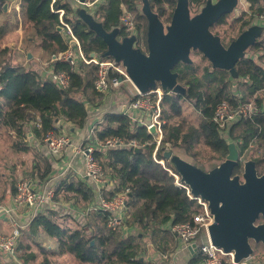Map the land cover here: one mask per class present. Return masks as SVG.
<instances>
[{
  "label": "trees",
  "instance_id": "16d2710c",
  "mask_svg": "<svg viewBox=\"0 0 264 264\" xmlns=\"http://www.w3.org/2000/svg\"><path fill=\"white\" fill-rule=\"evenodd\" d=\"M9 1L0 0V13L5 10L4 6ZM140 1L143 2L105 0L96 18L103 22L107 30L119 27L121 35L124 36L127 32L121 26L122 14L125 10L136 12L140 19V23H137L138 32L143 34L138 37L137 46L141 47L143 44L147 47L148 21L140 11ZM165 1H169L172 8L169 13L171 20L177 0H150L153 7H158L160 16L166 14L163 7ZM206 1L190 0V7H201ZM248 1L250 10H244L236 19L242 24L241 32L252 25L255 17L264 15V0ZM22 7L27 22L39 38V45L51 55L64 51L69 46L65 32L61 29L58 9H64L63 16L72 24L86 54L96 52L103 55L107 50L104 39L80 18L71 0H22ZM224 17L218 22L223 21ZM251 48L256 51L263 50L264 39H259ZM8 51V47L0 48V80L3 83L0 95L5 99L3 104L0 103V126H6L15 132V147L30 149L24 141L28 138L26 126L30 124L34 136L41 141L51 133L60 132L59 120L64 119L76 128L86 126L89 118L86 102L97 105L105 96L94 85L96 64L81 63L78 68H74L67 61L53 62L55 72L65 71L70 77L69 85L60 87L52 76L43 78L37 69L6 59L4 54ZM262 57L264 54L257 57L246 54L237 64L238 77L232 76L229 70L214 68L211 62L202 75L199 74L194 61L180 62L175 70L180 73L179 81L186 87V93H164L161 102L163 138L157 149L158 158H163L165 149L171 147H182L195 154V147L203 140L223 159L228 153V140L223 136L220 124L213 119L216 105L222 101L237 104L256 94V105L251 116L232 124L229 135L236 141L242 156L255 145L263 151L252 158L256 161L258 172L264 173V62L257 60ZM233 78H243L242 96L233 92ZM183 98L192 102L202 113L197 125L187 122L186 118L172 121L174 116L182 112L180 101ZM96 135L97 147L100 146L99 142L102 143L110 137H119L126 143L135 139L139 143V146L133 147L123 145L108 149L99 147L95 150L96 159L102 164L112 182L109 195H127L131 212L126 224L139 230L124 237L120 229L108 226L109 215L105 213L103 227L99 231L89 233L86 226L81 224L77 227L67 225L64 218L68 215L62 216L55 210H48L38 213L32 219L28 225L29 234L36 235L40 228L45 229L50 236L58 239L60 253H71L82 262L144 264L146 260L140 257L143 239L150 236L156 248L166 252L169 242L165 240L177 235L170 227L166 228V225L191 219L198 210V204L188 197L183 187L176 185L175 177L164 165L154 159L157 142L147 126L133 121L127 113L113 111L104 115L98 124ZM44 164L39 170V177L43 180L52 172L51 163L47 161ZM166 165L176 170L168 160ZM242 170L243 165L240 163L234 173H241ZM93 198L94 192L88 182L73 178L71 173H67L55 184L54 199L74 201L82 207ZM263 220L264 216H261L258 222ZM92 240L95 242L92 243ZM260 245L264 249L262 243H253L254 253ZM30 257H34L33 254L25 259ZM262 259L264 263V251ZM0 264L10 263L4 261L0 255Z\"/></svg>",
  "mask_w": 264,
  "mask_h": 264
},
{
  "label": "water",
  "instance_id": "95a60500",
  "mask_svg": "<svg viewBox=\"0 0 264 264\" xmlns=\"http://www.w3.org/2000/svg\"><path fill=\"white\" fill-rule=\"evenodd\" d=\"M238 4L239 0H207L198 13L192 14L190 0H177L166 25L150 0H143L142 12L148 21L146 51L137 46L136 34L120 39L119 27L107 30L86 8H79L77 13L106 42L107 50L103 55L113 57L126 67L140 93L161 86L165 92L185 94L186 87L179 81L180 73L175 67L180 62L192 63V51L203 53L214 68L229 70L232 76L238 77V62L245 57L248 48L261 39L264 25L258 23L250 25L228 45L212 31V27ZM151 132L156 134V128ZM242 157L235 141L228 142L225 160L209 170L172 148L163 152V158L175 166L192 192L209 202L215 215L209 227L212 242L225 251H234L236 261L253 255L254 242L264 245V222H258L264 216V173L258 172L254 159L243 161ZM240 163L243 170L235 174ZM196 245L193 242L189 247L193 249Z\"/></svg>",
  "mask_w": 264,
  "mask_h": 264
},
{
  "label": "built area",
  "instance_id": "2783aa9c",
  "mask_svg": "<svg viewBox=\"0 0 264 264\" xmlns=\"http://www.w3.org/2000/svg\"><path fill=\"white\" fill-rule=\"evenodd\" d=\"M73 3L90 9V12L96 15L101 4L105 0H71ZM216 1V0H214ZM73 5V4H72ZM60 13L61 29L65 32L68 40V48L51 55V61L57 60L67 61L72 64L74 68H78L79 64H96V78L94 81L95 88L108 94L118 89L126 80H132L129 77L126 67L118 62L113 57L104 56L96 52L86 54L83 50L82 44L76 33L74 32L72 24L64 18V9H58ZM264 18V15H262ZM121 26L127 32V35L136 34L138 37L143 34L138 32L137 24L132 14L125 10L121 16ZM138 42V40H137ZM52 78L60 87H67L70 83V77L65 71L52 72ZM134 85V84H133ZM136 93L133 94L129 104L124 110L135 122L147 126L151 132L153 127L156 128L154 134L157 147L153 153L154 159L164 165V167L175 177L176 185L183 187L190 199H193L198 204V210L193 214L192 218L185 222H177L170 224V229L177 234L183 245H189L195 242L200 252L205 256V264H257L251 260V257L241 261L235 260L234 251H225L222 247L215 245L209 234V227L215 221V215L211 211L209 202L201 196L195 195L189 184L182 180L177 170L166 165V159L158 158L157 149L163 138L162 129V99L165 91L161 86L153 89L148 93H140L136 88ZM3 88V83L0 80V90ZM172 92V91H169ZM256 105V94L246 100H242L237 104H232L229 101L219 102L214 110L213 119L220 124L222 128L228 122L234 124L235 122L250 117ZM142 111L147 115L135 114V111ZM134 112V113H133ZM98 121L91 125L89 134L83 143L76 147L79 154L84 155L85 164L88 176L92 177L97 182L107 184L111 180L107 176L102 164L95 157V150L99 147L102 149L114 148L118 146L127 145L129 147L139 146L137 140L133 139L126 143L119 137L107 138L104 142H99V147L96 143L98 138L96 130ZM223 128L221 129V131ZM152 133V132H151ZM50 151L53 154H63L69 144L71 143L70 136L66 132L51 133L45 138ZM55 197V184L37 185L30 177L22 178L17 184V192L15 194V203L18 206H28L31 210L32 217H35L48 203L53 201ZM127 195L125 193L116 194L113 198L100 197L98 201L88 206L87 211L90 213L104 212L109 215L108 226L112 229L122 228L127 208ZM0 213L12 215L14 207L1 206ZM14 227L10 232H0V252L5 254L8 258H15L20 236L25 228L24 224L14 223ZM144 264H158L156 261L147 259ZM264 264V263H260Z\"/></svg>",
  "mask_w": 264,
  "mask_h": 264
},
{
  "label": "crops",
  "instance_id": "0c3cea01",
  "mask_svg": "<svg viewBox=\"0 0 264 264\" xmlns=\"http://www.w3.org/2000/svg\"><path fill=\"white\" fill-rule=\"evenodd\" d=\"M12 2L17 4L15 8L19 6L18 3L22 6V0H10L8 3L9 10L11 8L10 3ZM17 31L22 32L21 25H18ZM18 49V54H20L22 49ZM43 51L44 49H42L40 45L37 52L28 50L24 60L21 59L20 55L18 56L19 62L16 64H23L37 69L43 78L51 77L52 72L55 71L51 61V54L50 58L45 61L38 57ZM29 53L31 54L30 56ZM106 95L107 94H105V96ZM4 102L5 99L0 95V103L3 104ZM106 104V102H102V104L100 103L96 106L88 101L86 102L89 110V118L86 126L83 128L73 127L70 122L65 120L58 121L60 132H63L69 125V135H71V143L61 155L53 154L45 140L41 141L34 136L31 124L26 126L28 138L24 140L30 147L29 150L15 147V132L6 126H0V207H14V213L12 215L0 213V232L12 231L15 222L25 225V232H23L24 234L19 242L20 244L18 245L15 258H8L5 254L3 256V253L0 252L4 261L10 264H67L66 255H71L78 261V264H101L82 262L71 253H60L58 239L54 236H50L43 228H40L36 235L29 234L28 225H30L34 217H32L31 210L28 206L16 205L14 198L17 192L16 184H18L22 178L30 177L38 186L50 185L53 183L56 184L60 178H63L67 173H71L73 178L84 179L88 182L94 192L93 200L81 207L74 203V201L53 199V201L48 202L40 212L45 213L48 210H55L62 216L68 215L64 218L67 225L77 227L78 224H81L86 226L89 233L99 231V229L103 227L105 223L103 219L105 213H89L87 208L92 203L98 201L102 196L113 198L116 195H109L112 182L110 181L107 184H102L88 176L85 157L77 152L76 147L85 141L91 125L96 123L99 118L103 120L106 113L113 111L124 112L126 108L123 107L122 110H106ZM135 114L147 115V113L145 114V112L138 110L135 111ZM47 161L52 165V172L43 180L39 177V170L44 167V163ZM125 210V224L121 231L124 237H128L139 229L135 226L133 227L126 224V219L131 212V207L128 202ZM168 227L169 225L167 224L166 228ZM165 241L169 242V244L167 243L168 248L166 252H162L156 248L150 236L145 237L142 241L143 251L140 254L141 259H151L158 264H205V256L200 252L198 245H196V248L194 247L191 249L189 247L190 244L186 246L183 245L177 235ZM30 254H33L34 257L25 259ZM22 256H25V258Z\"/></svg>",
  "mask_w": 264,
  "mask_h": 264
},
{
  "label": "rangeland",
  "instance_id": "374dc122",
  "mask_svg": "<svg viewBox=\"0 0 264 264\" xmlns=\"http://www.w3.org/2000/svg\"><path fill=\"white\" fill-rule=\"evenodd\" d=\"M72 4L76 10H78L79 8H84L83 6L77 4L76 2L74 3L72 2ZM18 5L19 6L15 8L17 4H14V2H12L10 3L11 6L10 10L8 4L7 8H5V10H3L0 13V48H5V47L9 48V51L4 54V57L8 60L13 61L14 63L19 62V58H18L19 55L21 56V59L24 60L26 52L28 50L37 52L39 48V38L37 37L34 28L27 22L22 6L20 5V3H18ZM203 6L204 5H202L201 7H192L191 8L192 14L198 13ZM142 7H143V2L140 1L139 8L141 12L143 11ZM163 7L166 10V14L161 16V18L167 25L170 22L169 13L172 10L170 2L165 1L163 3ZM249 8H250V3L248 0H239V4L235 8V10L229 13L228 15H226L223 21L216 23L212 27V31L215 34L220 35L224 43L228 45L231 42V40L235 39L241 33L240 29L242 24L241 22L236 21L237 17L243 14L244 10L247 11L250 10ZM154 9L155 11H157L158 7L155 6ZM87 10L90 12V9ZM129 12L134 17L136 24L140 23V19L137 17L136 12L133 11H129ZM254 23L264 25V18L262 17V15L255 17L254 20L252 21V24ZM18 25L22 26V32L17 31ZM122 37L123 35L119 36L120 39ZM261 38L264 39V33ZM18 48L22 49L20 54H18V50H19ZM141 48L144 49L145 51L147 50V47H145L143 44ZM246 54L248 56L252 55L254 57H257L259 55L264 54V48L261 51H256L255 49L250 47L246 51ZM191 56L192 59L194 60V64L198 68L199 74L202 75L205 69L211 65L210 61L203 55V53L199 51H192ZM38 57L46 61L48 58H50V53L44 50L41 55H38ZM257 60L259 62H264V57L257 58ZM232 80H233L232 81L233 92H235L238 96H242V94H244L243 78H233ZM136 92L137 91L133 83L126 80L118 89L108 93L103 98L102 102L107 103L106 110H122L123 107L124 108L127 107L131 98L133 97V94H135ZM180 103L182 106V112L180 115L174 116L172 118V121L182 120L186 118L187 122H191L197 125L202 118V113L194 106L192 102H190L186 98H183L180 101ZM162 122H164V119H162ZM231 125L232 123L228 122L227 124H225V126L222 127L223 128L222 134L228 140V142L234 141L229 135V128L231 127ZM64 132H66L69 135V125L65 128ZM171 148L176 153H179L184 158L203 167L206 170H209L214 166L220 164L226 158V157H224L223 159L219 158V154L213 151L209 146H207L203 142V140L195 147L193 151L195 152V154L189 153L185 148L182 147H171ZM261 153H263V151L260 148H258V146L256 145L252 146L249 150H247L246 154L242 157V160L245 161L248 159H253L252 158L253 156L259 155ZM261 222H264V220ZM124 224L122 228H120V230L123 229ZM263 251L264 249L262 245L257 246V252L255 251V253L252 255L251 260L258 264L263 263V259H262ZM2 255L4 256V254ZM66 258H67L66 259L67 264H78V261L71 255L68 256L66 255Z\"/></svg>",
  "mask_w": 264,
  "mask_h": 264
},
{
  "label": "bare ground",
  "instance_id": "6f19581e",
  "mask_svg": "<svg viewBox=\"0 0 264 264\" xmlns=\"http://www.w3.org/2000/svg\"><path fill=\"white\" fill-rule=\"evenodd\" d=\"M252 257V256H251Z\"/></svg>",
  "mask_w": 264,
  "mask_h": 264
}]
</instances>
